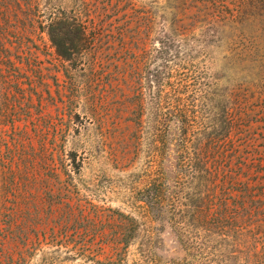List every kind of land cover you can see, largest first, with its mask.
Segmentation results:
<instances>
[{"label":"rangeland","instance_id":"rangeland-1","mask_svg":"<svg viewBox=\"0 0 264 264\" xmlns=\"http://www.w3.org/2000/svg\"><path fill=\"white\" fill-rule=\"evenodd\" d=\"M206 2L238 3L235 23L204 38L213 39L214 62L181 55L174 73L208 70L199 89L234 98L239 159L218 164L247 187L239 224L245 259L249 238L258 241L264 229V0H0V40L18 79L10 90L0 79V264L188 260L171 196L190 193L198 163L155 148V81L192 41L193 23L211 20ZM54 19L84 29L69 46L78 57L56 55L45 32ZM203 95L192 99L198 123L207 116L200 105L210 107ZM151 185L162 206L147 209Z\"/></svg>","mask_w":264,"mask_h":264},{"label":"trees","instance_id":"trees-1","mask_svg":"<svg viewBox=\"0 0 264 264\" xmlns=\"http://www.w3.org/2000/svg\"><path fill=\"white\" fill-rule=\"evenodd\" d=\"M208 3L206 2L201 10L205 13L211 12V20L193 23V38H190L192 41L187 43L185 51L180 52L182 46H179L178 52L166 60V67L156 76L154 130L157 131V140L154 145L159 148V152H169L167 157L170 159L169 155H173L178 163H198L190 166V170L194 172L191 173L193 177L189 187L190 193L181 195L180 191H177L171 196L174 205L171 212L173 224L181 227L187 238L186 242L190 241V244L185 246L186 251L191 252L188 260L192 259V264H264V229L259 231L258 241L253 240L251 244L249 238L250 243L247 242V250L243 252L245 259L239 258L243 251L240 247L243 236L239 224L241 213L244 211V207L241 209L240 206L243 204L242 197H248L247 187H244L245 183L238 181L239 173L233 175L230 169L222 170L218 164L226 163L228 168L230 163H238L239 159V147L235 145L239 117L234 98L224 94L218 96L217 90L209 94L199 89L201 85H207L201 81H205L202 76L206 78L208 70H202V73L193 70L191 75L178 78L174 73L175 68H180L182 59H187L192 64L205 65L207 62H214L211 46L207 44L213 39L204 38L210 35V30L218 34L226 25L235 23L238 3L231 5L232 9H229L228 5L225 7ZM45 32L58 57L64 60L76 58L77 55L71 53L69 46H73L75 41L83 40L84 29L80 26L74 28L72 25L67 27L63 20L54 19L46 25ZM171 38L173 36H165L167 41ZM12 66L9 49L0 40V79L8 90L10 84H18L15 75H11ZM2 68H5L6 75ZM18 91L20 89H17ZM196 93L204 94L203 101L208 99L210 104V107L200 105V111L203 109L207 116L199 123L196 119V106L192 101ZM135 122L141 123L140 119ZM174 147L176 149L173 150ZM146 194L149 198L145 204L147 209L153 208L154 205L162 206L163 198L155 185H151ZM261 212L260 225L264 226V206L261 207ZM180 236L179 238L184 240ZM258 245L263 251H257ZM150 250V247H145L147 253H150ZM194 259L200 261L193 262ZM188 260L184 259L178 264L190 263Z\"/></svg>","mask_w":264,"mask_h":264}]
</instances>
